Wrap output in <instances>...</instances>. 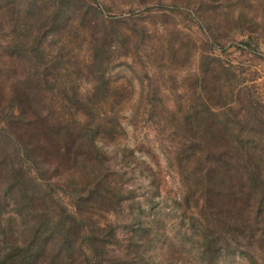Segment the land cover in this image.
Returning a JSON list of instances; mask_svg holds the SVG:
<instances>
[{
  "label": "rangeland",
  "instance_id": "374dc122",
  "mask_svg": "<svg viewBox=\"0 0 264 264\" xmlns=\"http://www.w3.org/2000/svg\"><path fill=\"white\" fill-rule=\"evenodd\" d=\"M246 113L264 119V0H0V262L264 264Z\"/></svg>",
  "mask_w": 264,
  "mask_h": 264
},
{
  "label": "trees",
  "instance_id": "16d2710c",
  "mask_svg": "<svg viewBox=\"0 0 264 264\" xmlns=\"http://www.w3.org/2000/svg\"><path fill=\"white\" fill-rule=\"evenodd\" d=\"M242 121V120H241ZM243 121L245 125L247 126L249 123L253 122L251 119V115L246 113V115L243 117ZM255 122L254 125L257 127H262L261 125L264 124V119L263 118H256L254 120ZM206 141L211 142V137H206ZM21 157L23 161L27 163H34V154L35 151H31V149L28 147H21L17 145ZM209 155H210V149H207L206 152L202 155V160L204 162V174H203V179L206 184V188L204 190V202H205V207L207 208V211L211 213L213 211L212 209L218 207L221 204V201L223 200V197H221L222 193V188L223 184L220 179L225 178L224 174H219V172L216 171V168L213 166V164L209 161ZM256 179L253 178V184H256ZM256 187V186H255ZM224 194V193H223ZM216 195V201L214 202L213 197ZM263 195V194H262ZM262 198L260 197V201ZM214 221L217 222L214 225L218 224V226H221V221L223 220V216L220 212L215 211L214 213H211ZM223 225V224H222ZM44 244H39V246L35 249L32 250L29 247H20L19 249H16L15 252L8 253L7 256L5 257L4 261H1L0 264H29L28 262L30 261V264H36L35 261L39 256H42L43 251H44ZM93 248V247H92ZM60 254H56L54 257L56 260L60 259L61 256ZM29 260V261H28ZM91 261L93 262L92 264H101L98 260V256L96 254L95 249L92 250L91 253ZM61 261L59 260V263Z\"/></svg>",
  "mask_w": 264,
  "mask_h": 264
}]
</instances>
